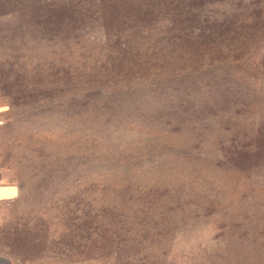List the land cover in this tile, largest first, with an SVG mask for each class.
Masks as SVG:
<instances>
[{
    "label": "trees",
    "instance_id": "trees-1",
    "mask_svg": "<svg viewBox=\"0 0 264 264\" xmlns=\"http://www.w3.org/2000/svg\"><path fill=\"white\" fill-rule=\"evenodd\" d=\"M1 96L50 124L43 160L9 183L37 253L54 223L51 253L77 252L100 215L123 249L124 232L164 226L181 189L214 207L224 184L231 202L259 194L246 174L264 170V0H0Z\"/></svg>",
    "mask_w": 264,
    "mask_h": 264
},
{
    "label": "rangeland",
    "instance_id": "rangeland-1",
    "mask_svg": "<svg viewBox=\"0 0 264 264\" xmlns=\"http://www.w3.org/2000/svg\"><path fill=\"white\" fill-rule=\"evenodd\" d=\"M11 100L10 96L0 97V183L14 181L17 169H31L30 162L43 160L40 155L49 151L40 149L39 142L50 124L44 126L29 108L14 106L18 109L9 111ZM246 175L259 193L256 198L239 196L231 202L224 184L221 190L211 188L223 195L224 206L214 207L191 189H181L177 210L164 226L123 231L128 244L120 250L111 243L116 233L110 221L100 215L96 220L102 227L76 237L77 252L71 254L61 245L60 253H51V242L62 239L55 229L59 224L54 223L47 247L37 253L40 248L33 247L30 237L24 235L36 223L26 213L31 204L25 199L0 200V259L4 264H264V170ZM226 176L227 171L218 175L222 180Z\"/></svg>",
    "mask_w": 264,
    "mask_h": 264
},
{
    "label": "crops",
    "instance_id": "crops-1",
    "mask_svg": "<svg viewBox=\"0 0 264 264\" xmlns=\"http://www.w3.org/2000/svg\"><path fill=\"white\" fill-rule=\"evenodd\" d=\"M18 185L9 183H0V200H8L17 197L20 194ZM0 264H4L0 259Z\"/></svg>",
    "mask_w": 264,
    "mask_h": 264
}]
</instances>
